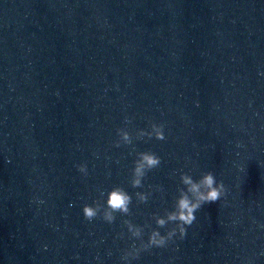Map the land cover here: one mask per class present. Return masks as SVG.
<instances>
[{
  "label": "water",
  "instance_id": "obj_1",
  "mask_svg": "<svg viewBox=\"0 0 264 264\" xmlns=\"http://www.w3.org/2000/svg\"><path fill=\"white\" fill-rule=\"evenodd\" d=\"M125 116L166 139L114 147ZM146 150L161 164L134 189ZM181 171L226 194L131 264H264V0H0V264H123V220L156 227ZM114 185L132 216L86 221Z\"/></svg>",
  "mask_w": 264,
  "mask_h": 264
},
{
  "label": "clouds",
  "instance_id": "obj_2",
  "mask_svg": "<svg viewBox=\"0 0 264 264\" xmlns=\"http://www.w3.org/2000/svg\"><path fill=\"white\" fill-rule=\"evenodd\" d=\"M125 127L116 130L117 139L113 142L116 148L122 145H131L133 139L144 138L156 140L166 139L164 124L150 122V130L140 129L134 134L127 129L132 123V118L125 116ZM161 164V157L152 151L136 152V159L128 179L129 185L134 189L144 188V179L148 172L156 169ZM77 170L84 176H88L86 163L75 165ZM179 185L173 198L171 208H165L163 215L153 213L151 220L156 227H152L147 221L143 225L134 223L131 219H124L123 225L127 230L129 239L133 241L130 247L122 252L123 264H131L133 260L139 259L140 253L148 251L153 247L164 248L175 239L183 240L187 233V227L195 221V213L205 204L214 203L226 194L223 182H218L211 171L201 173L200 177L194 178L190 173L181 171L179 174ZM156 191H163L160 185L155 186ZM98 196L91 204L85 203L82 207L83 217L92 222L95 219L112 224L117 219V214L124 217L132 216L131 208L133 195L121 185H114L108 190L98 189ZM138 204L147 203L152 195V186L148 191H136L134 193ZM43 203V201H40ZM172 227H168L169 225ZM145 229H151L144 239ZM160 229H166L162 234ZM125 233L121 231L118 238H123ZM137 241L139 242L137 244ZM110 254V253H109Z\"/></svg>",
  "mask_w": 264,
  "mask_h": 264
}]
</instances>
